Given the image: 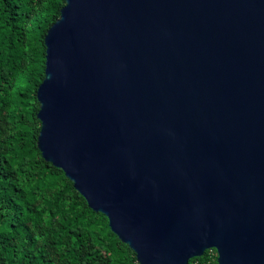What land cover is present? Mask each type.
<instances>
[{
  "label": "water",
  "instance_id": "obj_1",
  "mask_svg": "<svg viewBox=\"0 0 264 264\" xmlns=\"http://www.w3.org/2000/svg\"><path fill=\"white\" fill-rule=\"evenodd\" d=\"M37 148L138 264H264V0H64Z\"/></svg>",
  "mask_w": 264,
  "mask_h": 264
},
{
  "label": "trees",
  "instance_id": "obj_2",
  "mask_svg": "<svg viewBox=\"0 0 264 264\" xmlns=\"http://www.w3.org/2000/svg\"><path fill=\"white\" fill-rule=\"evenodd\" d=\"M63 6L0 0V264H138L107 217L37 148L44 37ZM216 260L212 249L188 264Z\"/></svg>",
  "mask_w": 264,
  "mask_h": 264
},
{
  "label": "built area",
  "instance_id": "obj_3",
  "mask_svg": "<svg viewBox=\"0 0 264 264\" xmlns=\"http://www.w3.org/2000/svg\"><path fill=\"white\" fill-rule=\"evenodd\" d=\"M209 250H212V249H209ZM208 251V250H207ZM213 262V261H212Z\"/></svg>",
  "mask_w": 264,
  "mask_h": 264
}]
</instances>
